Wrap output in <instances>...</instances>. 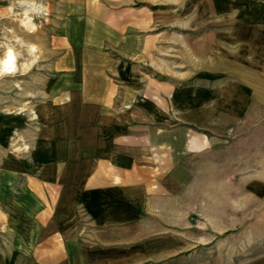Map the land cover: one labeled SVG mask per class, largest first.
Returning <instances> with one entry per match:
<instances>
[{
	"label": "crops",
	"instance_id": "1",
	"mask_svg": "<svg viewBox=\"0 0 264 264\" xmlns=\"http://www.w3.org/2000/svg\"><path fill=\"white\" fill-rule=\"evenodd\" d=\"M16 3L0 0V16ZM25 5L29 26L47 15L44 3ZM212 8V30L184 40L195 69L170 79L124 74L119 62L108 68L106 32L123 55L143 45L95 28L91 20L102 16L86 8L85 21L71 14L50 41L34 36L21 53L8 44L19 76L53 84L23 111L0 107V227L19 244L14 258L212 264L187 229L190 212L214 210V264H264V249H255L264 213L250 217L264 212V0ZM225 177L240 180L224 186Z\"/></svg>",
	"mask_w": 264,
	"mask_h": 264
},
{
	"label": "rangeland",
	"instance_id": "2",
	"mask_svg": "<svg viewBox=\"0 0 264 264\" xmlns=\"http://www.w3.org/2000/svg\"><path fill=\"white\" fill-rule=\"evenodd\" d=\"M16 1L18 3L14 8L5 6L6 14L0 16V56L8 44L17 48V51L21 53L22 51L19 49L22 48L23 43L37 35L43 41L45 39L50 41V38L55 37V35H49L50 32L53 34L55 29L59 31L61 27L64 29L69 27L71 14H77L79 22L85 21L81 18L83 16H80L84 14L80 13V10L86 8L89 10V14L102 16V18L91 20L93 21L91 25L95 28L103 25L112 28V30L115 29L114 31L119 33L123 39L124 45L130 43L128 38L131 36L137 37L138 44L143 45V49L136 55H123V52L116 49L118 47H113V43H120L113 31L109 33L105 31L107 36L105 37V44L101 47V52L108 63V68L112 63L119 62L124 74H129L130 70L133 69L132 73L140 74L143 77L155 76L159 79L174 78L180 76L184 71H189L190 68L195 69L190 56L191 49L187 47V42L184 40L194 38L198 33L212 30L211 27H214V24L211 17L219 14L212 8L215 0H26L32 7L35 5V1L40 4L44 3L46 6L44 10L47 15L42 14L40 17L38 15L39 18H36L38 20L35 21V25L24 28L20 23V17L23 14V7H21L22 3L20 2L22 0ZM201 7L205 9L204 14L207 15L206 21L208 23L200 24V20L197 19L196 14H199ZM135 14L137 15L136 18L134 17ZM131 17H133L132 20H130ZM40 29L42 32L39 31ZM63 37L66 38V35ZM81 42H83L82 39ZM22 72L16 70L13 73L0 75L1 108L23 111L27 107H32L44 95L42 88L45 85H53L28 82L19 76ZM33 110L30 108L31 116L35 115ZM211 180L214 184L215 179H209L210 182ZM223 180L224 186H227L231 185L232 181L236 182L240 179L225 177ZM190 213L192 226L187 230L199 242L195 243V249L209 254L208 261L214 264L217 235L216 213L214 210L206 212L196 210ZM226 213L231 212H224V215ZM244 213L246 214V212ZM263 213L262 211H255L250 217H253L254 214L258 216ZM230 229L231 231L242 230L243 227ZM3 231L4 228L0 227V264H23L24 260L12 256L19 244L7 242V236L1 235ZM181 233H184L183 230ZM227 234V232L219 233L225 237ZM255 249L262 251L264 243L256 244Z\"/></svg>",
	"mask_w": 264,
	"mask_h": 264
},
{
	"label": "bare ground",
	"instance_id": "3",
	"mask_svg": "<svg viewBox=\"0 0 264 264\" xmlns=\"http://www.w3.org/2000/svg\"><path fill=\"white\" fill-rule=\"evenodd\" d=\"M22 4H26V9L25 11H28L30 9H39L38 6L36 7H33L28 4V1L26 0H23L22 1ZM20 22L22 24V26L24 27H28L31 23V19L28 18L27 16L25 15H22L21 19H20ZM8 46V45H7ZM12 49V48H11ZM10 49V47H6L5 50L3 51V54L2 56L0 57V75H3V74H8V73H13L16 71V56L15 54L17 55V53H14L12 50ZM30 51H33L34 49V46H30L29 47Z\"/></svg>",
	"mask_w": 264,
	"mask_h": 264
}]
</instances>
